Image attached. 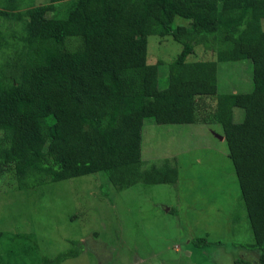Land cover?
Wrapping results in <instances>:
<instances>
[{
    "label": "trees",
    "instance_id": "16d2710c",
    "mask_svg": "<svg viewBox=\"0 0 264 264\" xmlns=\"http://www.w3.org/2000/svg\"><path fill=\"white\" fill-rule=\"evenodd\" d=\"M175 17L187 24L173 27ZM263 24L264 0H0V177L10 174L15 190L97 173L115 191L171 185L174 158L142 167L143 121L218 124L237 183L236 210L243 206L252 236L240 246L264 264ZM147 36H170L181 47L165 67L163 89L162 63L145 61ZM194 45L214 60L186 62ZM243 60L250 91L217 92L216 63ZM205 98L211 113L200 109ZM235 108L243 112L239 123ZM4 235L23 252L35 246L29 234ZM5 252L0 264L17 253L13 246ZM76 255L69 249L38 264Z\"/></svg>",
    "mask_w": 264,
    "mask_h": 264
},
{
    "label": "rangeland",
    "instance_id": "374dc122",
    "mask_svg": "<svg viewBox=\"0 0 264 264\" xmlns=\"http://www.w3.org/2000/svg\"><path fill=\"white\" fill-rule=\"evenodd\" d=\"M185 24L179 17L172 22L173 27ZM180 49L170 36L146 37V64L162 63L157 66L160 89L166 86L165 67ZM214 57L194 45L186 62ZM216 87L223 94L250 91L249 62L216 63ZM201 104L211 113V99ZM242 117L241 109H233L234 123ZM221 134L218 124L143 121L142 167L174 158L177 178L171 185L115 191L97 173L15 190L13 177L1 176L0 256L6 257L9 246L17 252L4 264H38L40 257L51 259L69 249L77 255L60 264H255L257 253L240 246L252 243V236L243 206L236 210L238 188ZM4 234H29L35 246L30 242L23 252L21 243ZM200 238L207 244L195 248L191 242Z\"/></svg>",
    "mask_w": 264,
    "mask_h": 264
},
{
    "label": "water",
    "instance_id": "95a60500",
    "mask_svg": "<svg viewBox=\"0 0 264 264\" xmlns=\"http://www.w3.org/2000/svg\"><path fill=\"white\" fill-rule=\"evenodd\" d=\"M219 138H221V137H219ZM222 139V138H221Z\"/></svg>",
    "mask_w": 264,
    "mask_h": 264
},
{
    "label": "crops",
    "instance_id": "0c3cea01",
    "mask_svg": "<svg viewBox=\"0 0 264 264\" xmlns=\"http://www.w3.org/2000/svg\"><path fill=\"white\" fill-rule=\"evenodd\" d=\"M222 140V139H221Z\"/></svg>",
    "mask_w": 264,
    "mask_h": 264
}]
</instances>
